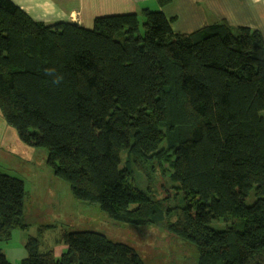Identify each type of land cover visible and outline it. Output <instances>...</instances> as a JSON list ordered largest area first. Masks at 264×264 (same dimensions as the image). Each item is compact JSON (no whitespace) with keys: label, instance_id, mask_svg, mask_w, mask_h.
<instances>
[{"label":"trees","instance_id":"trees-1","mask_svg":"<svg viewBox=\"0 0 264 264\" xmlns=\"http://www.w3.org/2000/svg\"><path fill=\"white\" fill-rule=\"evenodd\" d=\"M141 16L46 26L0 0L1 114L24 144L48 150L81 202L119 222L164 225L197 247L198 264H264V36L225 21L178 34L161 10ZM165 163L184 207L135 186L134 169L151 183ZM25 197L23 181L0 172V244L28 227ZM57 242L67 246L59 257L29 238L20 264H145L100 232ZM0 264H11L1 248Z\"/></svg>","mask_w":264,"mask_h":264},{"label":"rangeland","instance_id":"rangeland-1","mask_svg":"<svg viewBox=\"0 0 264 264\" xmlns=\"http://www.w3.org/2000/svg\"><path fill=\"white\" fill-rule=\"evenodd\" d=\"M164 145L168 146V142ZM126 156L122 153V167H125ZM164 168L151 183L144 172L134 169L135 186L156 200L169 197L165 208L184 207V194L177 191L173 169L169 163H165ZM0 172L23 181L26 191L24 215L28 227L13 230L11 237L0 244L11 264H20L28 258L26 244L29 238L40 239L42 251L60 252L59 247L63 244L57 241L63 232L73 231L100 232L114 242L127 244L136 250L145 264H198L197 247L175 236L164 225L136 226L119 222L111 219L99 206L78 200L70 183L55 175L48 163V150L24 144L1 111ZM226 223L225 220L214 221L211 226L224 229ZM44 227L47 230L41 236Z\"/></svg>","mask_w":264,"mask_h":264},{"label":"crops","instance_id":"crops-1","mask_svg":"<svg viewBox=\"0 0 264 264\" xmlns=\"http://www.w3.org/2000/svg\"><path fill=\"white\" fill-rule=\"evenodd\" d=\"M36 22L46 26L70 22L93 29L104 16L142 15L144 9L161 10L173 19L178 34H191L209 23L228 22L234 27L259 30L264 36V0H174L160 7L156 0H12ZM61 256L67 246H60ZM7 257V255H6ZM8 259V258H7Z\"/></svg>","mask_w":264,"mask_h":264},{"label":"clouds","instance_id":"clouds-1","mask_svg":"<svg viewBox=\"0 0 264 264\" xmlns=\"http://www.w3.org/2000/svg\"><path fill=\"white\" fill-rule=\"evenodd\" d=\"M45 75L51 77V83L54 85H59L63 82V75L58 73L55 68L45 69Z\"/></svg>","mask_w":264,"mask_h":264}]
</instances>
